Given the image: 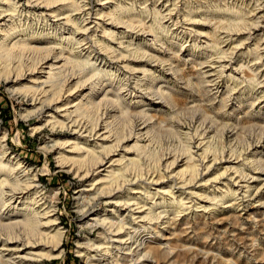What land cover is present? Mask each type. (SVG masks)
Listing matches in <instances>:
<instances>
[{"label":"bare ground","instance_id":"1","mask_svg":"<svg viewBox=\"0 0 264 264\" xmlns=\"http://www.w3.org/2000/svg\"><path fill=\"white\" fill-rule=\"evenodd\" d=\"M114 1L98 0L91 9L86 0H0V82L6 84V91L12 97H21L27 104L19 114L20 119L43 114V127L64 132L62 139L49 137L41 149L52 152L55 170L72 173L87 183L74 197L88 196L87 207L82 211L84 226L96 228L100 234L86 239L84 244L77 243L75 254L83 259V264H107L112 258L138 257L150 242L146 234L154 231L152 226L168 229L172 221L169 216L173 214L169 208H175L173 212L178 217L197 209L196 212L205 213L216 202V194L221 199L232 198L234 205H242L258 197L259 190L244 200L250 196L249 190L256 189L254 185L264 181L258 150L248 153L250 160L231 156L222 163L225 167L218 177L206 179L218 160L209 153V138L205 134L193 136L181 154L160 157L155 169L149 170L146 165L147 171L139 168L141 155L150 149L149 130L153 122L150 112L162 107L164 93L160 88L148 89L152 99L156 97L158 102L145 104L143 97L131 98L122 80L127 74L126 82L130 79L138 86L144 79L138 74L151 79L158 72L172 76L173 68L154 56L159 54L155 49L159 40L149 27L132 19L127 12L125 15L121 8L122 17L109 13ZM168 2L151 1L154 6L151 13L161 22L172 21V17L183 12ZM261 12L257 4L252 16L255 18ZM181 15L180 25L175 21L177 27L170 35L184 40L182 47L188 42L186 35L195 47H206L208 38L193 27L198 24L184 22L187 20ZM261 20V16L255 18L250 30L260 28ZM186 24L190 26L184 29L188 33L181 32ZM178 28L181 29L177 32ZM48 34L54 37L47 39ZM242 34L224 33L219 38L220 44L229 46ZM58 35L61 37L56 38ZM247 35L244 43L234 45L228 52L227 47L199 65L202 82L216 90L215 93L218 83L213 76L235 83L247 70L256 80H263L264 69L259 68L264 67V37L253 45L257 63L236 65L238 51L254 40L250 33ZM102 53L109 57L108 62ZM148 66L154 69L142 68ZM78 67L81 73L75 74L73 70ZM119 73L123 74L120 79ZM103 78L109 83L101 82ZM261 80L257 82L260 84L257 90L262 88ZM108 84L112 89L108 90ZM139 107L147 109L134 117L135 122L131 120L135 129L126 135V127L122 130L117 124L122 123L121 117L131 113L129 109ZM95 110L101 114H90ZM140 142L145 145L139 146ZM7 145V136L3 134L0 137V264H42L44 260L61 258L64 232L54 207L41 189L39 174L23 165L17 156L8 154ZM199 167L206 173H200ZM96 201L109 209L98 212L94 209ZM142 258L148 261L147 254Z\"/></svg>","mask_w":264,"mask_h":264},{"label":"rangeland","instance_id":"2","mask_svg":"<svg viewBox=\"0 0 264 264\" xmlns=\"http://www.w3.org/2000/svg\"><path fill=\"white\" fill-rule=\"evenodd\" d=\"M117 1H114L115 5L109 13L113 12L114 15L121 16L119 11L121 8L125 15L129 13L134 17L132 19L140 20V24L149 27L159 40L155 47L159 54L153 53L154 56L171 64L173 68L172 76L158 72L151 79V76L141 77L142 75L138 74L139 78H144L138 86L133 80L129 79L126 82L129 77L127 74L122 80V84L126 85V89L131 93V98L143 97L145 104L153 100L155 103L158 102L155 100L156 97L152 99L148 89L160 88L164 93L162 102L164 106L150 112L153 117L149 130L150 149L148 153L141 155L139 168L143 171L144 169L147 171L149 167V170L155 169L154 167L158 165L156 160L160 157L168 153L181 154L193 136L205 134L209 138L208 151L218 160L207 172L206 179L213 180L218 177L225 167L222 163L231 156L236 158L242 156L240 160L245 158L250 160L251 154L248 153H254L256 150L261 151L259 160L263 163L261 161L260 169L264 170V83L261 84L262 88L257 90L260 85L257 82L262 78L256 80L253 73L247 70L243 72V78L237 80L238 83L237 81L232 83L225 77L213 76L212 78L218 83V92L215 93L216 90L210 89L202 82L199 74L201 63L227 47L228 52V49L234 45L244 43L247 33H250L254 40L249 41L250 44L244 45L238 51L239 60L236 65L250 66L257 63L253 45L259 38L264 37V0H169L168 5H175L183 12H179V15L172 17V21L167 22H164L165 19L161 22L158 17L152 15L151 10L154 7L151 5L152 0H120V3ZM97 3L98 0H86L87 7L91 9ZM257 4H260L262 9L261 14L255 17H262L260 28L250 30L252 23L255 22L252 16L255 13H252V10ZM167 8L171 9L172 6ZM181 13L187 20L184 22L193 21L198 24L193 27L208 38L206 47L203 45L201 48L195 47V43L191 42L187 35L185 40L188 42L182 47L184 40H176L173 34L170 35L180 25ZM175 21L179 22L177 26H174ZM29 25L31 26V22ZM182 28H178L177 32L181 29V32L188 33L184 29H189L190 26L186 24L182 25ZM235 32H243L236 42L226 47L225 44H220L219 38L224 33ZM45 37L49 39L54 37V34ZM59 37L61 35L56 38ZM107 42L106 40L105 43L108 44ZM99 48V46L96 48L97 51ZM141 48L145 49L143 45ZM102 55V58L108 62L109 57L103 53ZM80 67L73 70L75 74L81 73ZM142 68L149 70L153 67ZM262 69L264 67L261 66L259 70ZM112 72L114 73L115 70ZM122 76L123 74L119 73L118 79ZM103 79L101 82L107 84L106 78ZM261 81H264V78ZM108 85H110L109 90L111 84ZM258 100L263 102L259 104ZM26 105L21 97H12L6 91V84L0 82V137L3 134L7 136L8 154L17 156L28 169L37 171L41 189L47 201L54 207L64 232V253L61 258L44 260L42 264H83V259L75 254L77 243L84 244L86 239L96 238L100 234L96 228L84 226L82 211L87 207L88 196L84 195L81 199L74 197L75 192L87 183L78 180L72 173L55 170L52 152L45 153L41 148L51 136L62 139L64 132L58 128L52 130L50 127H43V114L28 120L20 119L19 114L27 107ZM144 109L147 107L129 109L131 113L121 117L123 125L119 122L117 126L122 130L123 126L126 127L124 132L126 135L129 134L135 129H132L135 124L133 122L136 121L134 117ZM98 113L101 114L95 110L90 114ZM9 116L11 120L5 122ZM128 123L131 125L129 126ZM35 128L38 130H34ZM259 141L262 143L258 145ZM143 144L144 142H140L139 146ZM221 159L223 161H220ZM202 170L203 168L199 167L200 173ZM204 172L205 170L202 171ZM255 186L256 189L249 190L250 196L244 200H248L259 190L258 197L243 202L242 205H234L232 198L221 199L216 194V202L205 213L196 212L199 211L197 209L186 211L183 216L178 217L174 213L175 208H169L173 214L169 216L172 221L168 229L162 230L164 227L162 225L160 228L152 226L154 231L146 234L150 237L147 240L151 243L147 244V248L138 257L123 260L112 258L107 264H264V181ZM227 205L231 207L226 208ZM94 209L103 212L109 207L96 201ZM144 254H147L148 261L142 258Z\"/></svg>","mask_w":264,"mask_h":264},{"label":"trees","instance_id":"3","mask_svg":"<svg viewBox=\"0 0 264 264\" xmlns=\"http://www.w3.org/2000/svg\"><path fill=\"white\" fill-rule=\"evenodd\" d=\"M11 120V117L9 116L8 118H6L5 122Z\"/></svg>","mask_w":264,"mask_h":264}]
</instances>
